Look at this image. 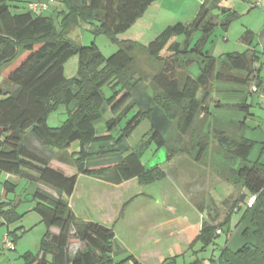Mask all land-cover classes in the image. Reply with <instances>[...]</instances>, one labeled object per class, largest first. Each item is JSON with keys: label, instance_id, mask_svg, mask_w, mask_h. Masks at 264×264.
Instances as JSON below:
<instances>
[{"label": "trees", "instance_id": "trees-1", "mask_svg": "<svg viewBox=\"0 0 264 264\" xmlns=\"http://www.w3.org/2000/svg\"><path fill=\"white\" fill-rule=\"evenodd\" d=\"M11 1L0 0V173L42 183L56 193L36 186L33 210L47 231L38 252L23 254L24 264H125L130 260L139 264L133 255L115 260L113 227L76 216L70 198L78 177H110L115 183L147 180L152 174L142 161L143 149L152 143L166 146L169 161L182 153L191 154L185 144L193 132L198 145L193 159L204 160L211 138L232 163L229 169L223 164L221 174L245 190L234 199L222 222H204L198 240L208 246L221 229L228 242L232 218L239 213L235 227L247 217L251 225L244 229L245 241L237 250L222 249L220 264H264V162L262 155L250 160L256 141L245 136L248 128H257L246 118L253 107L252 85L264 84V47L253 45L256 33L246 29L241 37L249 45L245 51L216 57L208 49L216 29L227 31L239 13L223 5L226 0H205L190 23L167 26L148 45L124 40L106 58L95 42L78 44L68 34L89 24L92 33L114 38L129 30L156 0H58L57 24ZM177 37L182 38L174 40ZM141 52L157 65L150 77L157 96L141 90L143 75L135 78L133 69ZM75 55L79 56V73L68 78L66 63ZM197 63L199 72L192 70ZM216 92L224 94L214 99ZM226 97L237 100L224 101ZM62 104L67 107V118L62 126L51 127L48 117ZM222 109L238 111L245 118L227 120L216 114ZM145 119L150 121L147 139L135 148L129 146V138ZM28 135L33 139L26 141ZM32 140L38 142L37 147ZM74 142L79 143L78 150L72 149ZM40 145L49 156L38 149ZM52 158L77 171L53 167ZM4 185L6 193L15 192L10 179ZM252 197L255 201L249 206ZM14 208L0 194L1 224L19 216ZM52 227L59 233L54 234ZM74 241L84 246L73 255L70 244Z\"/></svg>", "mask_w": 264, "mask_h": 264}, {"label": "rangeland", "instance_id": "rangeland-1", "mask_svg": "<svg viewBox=\"0 0 264 264\" xmlns=\"http://www.w3.org/2000/svg\"><path fill=\"white\" fill-rule=\"evenodd\" d=\"M29 1L35 0H12L11 4L15 2L25 4ZM55 1L58 3L57 0ZM257 1L223 2V5L234 8L240 16L231 23L227 31L221 27L216 29L213 41L208 44L211 54L221 57L227 52L245 51L249 45L244 43L241 37L246 29H252L256 33L253 45L259 49L264 47V9L256 5ZM154 3L144 20L131 30L114 35V38L106 33L97 35L92 33V26L89 24H83L72 30L68 38L83 45L95 42L107 58L119 49L122 41L135 36L134 33L139 36L136 37L143 42L142 44H149L160 32L157 23L162 19L172 20L171 18L176 15L180 18L176 22L190 23L201 4L199 0H160ZM159 5L162 7L157 10ZM23 8L27 9L28 6ZM46 14L50 15V12ZM54 20L57 24V15ZM181 38L177 37L174 40ZM163 54H167V49ZM79 64L78 55L73 56L66 63L65 74L68 78L78 75ZM156 68L157 65L149 60L148 55L141 52L133 71L135 78L142 75L145 77L141 90L145 91L146 95L157 96L150 82V77ZM2 79L3 75H0V82ZM223 94L216 92L214 99L222 97ZM224 101L230 100L225 98ZM256 101L252 109L264 117V100L256 96ZM250 102H253L251 98ZM216 112L219 113L218 110ZM66 118L67 107L62 104L50 113L47 122L51 127H60ZM101 126L98 124L100 131ZM149 129L150 121L145 119L131 135L127 144L134 148L139 146L147 139L146 132ZM118 130L115 129L113 133L117 134ZM173 133L175 136V126ZM196 136V132H193L186 138L189 142L185 146L191 154L182 153L170 161L167 160L166 146L152 143L143 149L142 161L148 171H151V178L156 177L154 179L150 176L147 180L135 178L120 188H111L93 177L85 176L80 180L78 193L70 199L74 206L80 202L78 198L84 191V185L85 189L94 185L95 189L101 192L108 189L112 194L113 200L109 210L101 211L88 206L84 208L89 219L109 223V226L114 228L116 245L123 248V252L114 255L116 261L134 255L139 264H188L189 262L213 264L214 260L221 258L222 249L227 246V235L222 233L208 246L198 240V235L204 222H211L210 213H223L224 206L220 202L228 196V188L224 186L225 176L221 174V169L225 163L229 169L232 163L219 151L217 143L209 138L210 147L203 163L192 164L193 157L198 152ZM29 139L33 138L28 135L26 141ZM32 143L38 144L36 140H32ZM72 149L78 150L79 143L74 142ZM187 161L190 162L189 165ZM56 164L60 163L55 160L52 166L69 172L68 169ZM69 167L76 170L74 166ZM7 176L6 173H0V194L6 201L15 204L14 209L19 216L0 223V264H24L23 254L27 251L38 252L47 226L41 221V216L33 210L36 184L16 176ZM9 178L16 185V190L6 193L4 183ZM41 187L53 191L46 185ZM237 189L239 190V187ZM232 200L227 203V207ZM237 222L238 215L235 214L232 218L233 229ZM6 237L14 244V249L7 248L4 241ZM83 246V243L74 241L70 244L71 252ZM125 264H134V261H127Z\"/></svg>", "mask_w": 264, "mask_h": 264}, {"label": "crops", "instance_id": "crops-1", "mask_svg": "<svg viewBox=\"0 0 264 264\" xmlns=\"http://www.w3.org/2000/svg\"><path fill=\"white\" fill-rule=\"evenodd\" d=\"M157 1L160 2V0H156L155 2H157ZM31 2L32 3H38L40 5V8L37 11H35V12H37L39 14H42L44 16H49V17H51L53 19L57 15L58 3L55 0H35V1H31ZM29 3H30V1L25 3V4H20V3H17V2H15L13 4L28 6ZM154 4L155 3L151 4L148 7V9L146 10L145 14L141 18H139L136 21V23L129 30H131L133 27H135L137 25V23H139L140 21H142V20H144L146 18L150 8H152V6ZM156 4H159V3H156ZM44 5H47V7L45 9L43 8ZM160 6L161 5H159L157 10H160V8L162 7V6L161 7ZM47 12H50V15H47L46 14ZM171 19L172 20H164V19H162L160 23H157L160 26L158 28V30L160 29L159 31L161 32L167 26H169L171 24H174V23H177L176 21L179 20L180 18H179V16L174 15ZM178 22H181V21H178ZM134 35L135 36H133V37L130 36V38L128 40H134V41H138L140 43H143L140 40H138V38L136 37L138 35H136V33H134ZM143 45H148V44H143ZM198 62H200V61H198ZM198 69H199V64L197 63L194 66V68H192V70H195L196 72H199ZM221 85L219 84V86H221ZM223 86H225V85H223ZM263 86H264V84H263ZM256 96H259V95L258 94H254V95L249 97V98H251L253 100V102H251L253 105L256 104V102H257L256 101ZM254 97H255V99H254ZM226 98L227 99L229 98L230 101L237 100V98H233V99L230 98V97H226ZM259 98L261 100H263L262 97L259 96ZM218 112L219 113L216 112V114L218 116H220L222 118H225L227 120L239 121V120H242V119L245 118L244 114H242V113H240L238 111H235V110L222 109V110H218ZM250 113L251 114L248 115L247 118H246L247 122H248V124L251 127H257L256 129L248 128L245 131L246 138L256 141V145L254 146V148L252 149V152L250 154V160L251 161H255L262 155L261 156L262 157V161L264 162V150H263L264 149V117L259 115L257 112H254L252 107H251V112ZM34 147H37V145L34 144ZM38 149L42 153H45V154H47L49 156L48 151H46L44 148H42L41 145H40V147ZM55 160L56 159L52 158L50 161L53 164ZM56 161H58V160H56ZM58 162L60 164H56V165H58L59 167L66 168V169H68L69 171H72V172H76L77 171V169L75 170V169L69 167L71 165H68V164L60 162V161H58ZM200 163H203V161L198 162V161L194 160L192 162V164H196V165H198ZM187 164L189 165L190 162L187 161ZM8 176H9V174H8ZM10 176H13V175H10ZM85 176L96 178L98 181H101L103 184H105V185H107V186H109L111 188H115V187L116 188H120V187L123 186V184H125L126 182H129V181L132 180L131 179V180H127V181H124V182H121V183H115L110 177L98 178V177H94V176H88V175L80 174L79 177H78L77 185L75 187L74 193L71 196V198L73 196H75V194L78 193L80 180L83 177H85ZM9 179H7V180H9ZM133 179H135V178H133ZM224 182H225L224 186H226L228 188V196L224 197L221 200V202H220L224 206L223 207L224 210H223L222 214L221 213L219 214V212H216V213H213V214H211V213L209 214L210 215V220H211L212 223H220V222H222L224 220L225 216H226L228 208L230 207V206L227 207V203L230 200H232V198H233V200H232V202H233L234 199L237 198V196H239L241 193L245 192L244 189L243 190L242 189L238 190L237 188H234L235 186L233 187V185L230 182L227 181L226 177L224 179ZM36 186L40 187L42 190H44L46 192H49L50 194L56 195V193H54V190L51 191L50 189H45V188L41 187V186H44L42 183H38ZM83 190H84L83 193L80 195L81 197L78 198L80 200L79 203H77L74 206V205L71 204V200H70V206H71L72 210L74 211V213L76 214V216L81 218V219H83V220H86V221H95V222L102 223V224H104L106 226H109V223L89 219L88 216L86 215L84 207L88 206V207H90L92 209L101 210V211L109 210L110 209V204H111V202L113 200L112 199V194L110 193V191L108 189H106L105 191L101 192L99 190H96L94 185H92L88 189H85V185H84L83 186ZM235 214L238 215V221H239V219H240L239 213H235ZM235 214H234L233 217H235ZM236 225H237V223H236ZM250 225H251L250 224V217H247V219L242 224H240L238 227H235V229L232 228V230L230 232L231 234H230L229 242L227 243V247L230 250H237L244 243L245 238L243 236V232H244V229L250 227ZM109 227H111V226H109ZM51 231L54 234L59 233V229L56 228V227H52ZM79 249H80L79 247L77 249H75V251L72 254L74 255ZM70 251H71V249H70ZM121 252H123V248H121L118 245H116L115 254H119ZM188 264H194V263L189 262ZM196 264H198V263H196Z\"/></svg>", "mask_w": 264, "mask_h": 264}, {"label": "built area", "instance_id": "built-area-1", "mask_svg": "<svg viewBox=\"0 0 264 264\" xmlns=\"http://www.w3.org/2000/svg\"><path fill=\"white\" fill-rule=\"evenodd\" d=\"M200 1V3H203L205 0H199ZM257 4V6H259V7H262L263 9H264V0H258L257 2H256ZM28 7H29V9H31V10H33V11H37L39 8H40V5L38 4V3H32V2H30L29 4H28ZM47 7V5H44L43 6V8L45 9ZM251 92L253 93V94H258L259 96H261L262 98H263V100H264V86H261V87H258L257 85H252V87H251ZM254 201H255V197H252L250 200H249V206H252L253 205V203H254ZM217 233L218 234H222L223 232H222V230L221 229H218V231H217ZM229 238H230V236H229ZM5 243H6V246H7V248H9V249H14V244L12 243V242H10V240L6 237L5 238ZM228 242H229V239H228ZM227 242V243H228ZM213 264H220V259L219 260H214V263Z\"/></svg>", "mask_w": 264, "mask_h": 264}]
</instances>
